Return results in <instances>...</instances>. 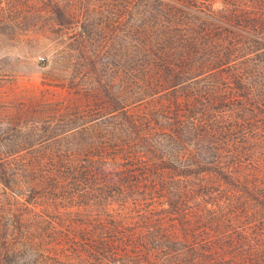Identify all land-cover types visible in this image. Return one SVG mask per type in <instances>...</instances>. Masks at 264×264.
<instances>
[{
	"label": "trees",
	"instance_id": "obj_1",
	"mask_svg": "<svg viewBox=\"0 0 264 264\" xmlns=\"http://www.w3.org/2000/svg\"><path fill=\"white\" fill-rule=\"evenodd\" d=\"M23 8L77 99L0 119V264H264V0H0V32Z\"/></svg>",
	"mask_w": 264,
	"mask_h": 264
},
{
	"label": "rangeland",
	"instance_id": "obj_2",
	"mask_svg": "<svg viewBox=\"0 0 264 264\" xmlns=\"http://www.w3.org/2000/svg\"><path fill=\"white\" fill-rule=\"evenodd\" d=\"M34 3L35 1H32V4ZM41 5L42 3H39V6ZM12 14L20 15L17 21L19 25L15 28V33H12L14 30L10 28H7V31L1 30L0 32V119L5 117L18 118L19 114L23 112L21 119L26 116L27 118L28 116H34L37 120L39 115L34 114L29 108L32 104L44 101L77 99V95L65 86V80L68 78L65 73V66H69L72 70L77 61L75 59L67 61V59L56 57V53L67 51V48H65L67 43L57 44L56 42L52 45L49 39L44 38L43 34H39L43 21L37 19V16H43V14L30 12L27 8L16 10ZM122 44L121 38H118L116 44L110 45L109 49L113 62L114 51L116 48L120 49ZM72 52L75 51L72 50ZM118 59L120 58L117 57ZM2 188V185H0V192ZM12 230H14L13 226L10 232ZM29 230L33 233L37 232V228L34 227ZM61 230L62 228L58 226L54 229L48 227L46 230L48 234L43 236L42 233L38 240H42L52 232L57 233V235L47 237L45 240L59 239ZM7 238L10 239V242H13L12 236ZM2 248L3 237L0 232V255ZM44 254L46 258L50 257L47 252ZM34 257L33 255L27 257L16 256V263L14 257L10 258L8 262L9 264H45V257L38 261ZM47 264H49V261H47Z\"/></svg>",
	"mask_w": 264,
	"mask_h": 264
}]
</instances>
